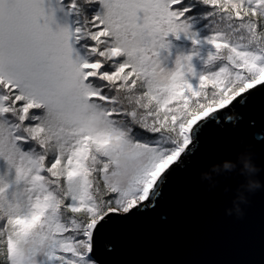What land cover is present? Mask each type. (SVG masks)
<instances>
[{
  "label": "snow or ice",
  "instance_id": "6c2138e0",
  "mask_svg": "<svg viewBox=\"0 0 264 264\" xmlns=\"http://www.w3.org/2000/svg\"><path fill=\"white\" fill-rule=\"evenodd\" d=\"M98 2L93 62L72 59L43 0H8L0 21V264H112L113 225L156 212L208 129L264 118V0H202L214 53L197 88L192 55L161 61L170 34L200 43L184 0ZM126 29L144 40L134 56Z\"/></svg>",
  "mask_w": 264,
  "mask_h": 264
},
{
  "label": "water",
  "instance_id": "95a60500",
  "mask_svg": "<svg viewBox=\"0 0 264 264\" xmlns=\"http://www.w3.org/2000/svg\"><path fill=\"white\" fill-rule=\"evenodd\" d=\"M255 127L245 120L229 130L210 128L202 138L200 151L184 170H178L154 213L113 225L117 252L112 264H264V189L248 195L241 205L244 216H227L236 190L245 178L238 173L217 177L209 190L201 173L251 148L256 179L264 184V118L254 117ZM243 143H240V142ZM225 188L229 191L225 192Z\"/></svg>",
  "mask_w": 264,
  "mask_h": 264
},
{
  "label": "trees",
  "instance_id": "16d2710c",
  "mask_svg": "<svg viewBox=\"0 0 264 264\" xmlns=\"http://www.w3.org/2000/svg\"><path fill=\"white\" fill-rule=\"evenodd\" d=\"M75 5V7H73ZM44 7L48 9L58 10L57 19L52 20V28L55 31L67 28L69 32L74 35L69 40L73 49L72 59L81 61L93 62L97 59L92 55L90 50L95 47V42L90 39V35L83 36L84 31L94 34L96 29L93 26L95 17L103 14L102 5L95 0L91 4H85L84 0H44ZM188 8V11L183 20L190 25L189 31L195 33V38L200 41L198 45H194L190 36H185L183 33L179 34V39L174 35H169L166 42L170 45L167 51L162 53L172 54L177 57L192 55V67L195 75L186 74L185 79L197 88L199 85V78L202 74L207 73L205 61L210 53H214V49L206 41L212 36V24L209 19L211 11L210 6L203 4L202 0H184L181 7ZM175 10V9H174ZM141 17L143 14H139ZM80 29V35L77 36L76 30ZM195 53H199L195 55Z\"/></svg>",
  "mask_w": 264,
  "mask_h": 264
},
{
  "label": "clouds",
  "instance_id": "9594fccd",
  "mask_svg": "<svg viewBox=\"0 0 264 264\" xmlns=\"http://www.w3.org/2000/svg\"><path fill=\"white\" fill-rule=\"evenodd\" d=\"M95 0H84L85 4H91ZM9 9L8 0H0V21L7 18ZM264 37V33L260 34ZM255 43V41H252ZM117 46L121 49L122 53L127 56H134L143 50L144 40L142 36L132 29H126L121 32ZM106 56L110 58L111 53H106ZM240 143H243L242 141ZM261 172V168L257 167L253 161V153L251 148L245 149V151L238 153L235 161L224 160L220 163L212 165L208 171L202 172L200 179L202 182H207L209 190L214 189L217 186V177L226 176L231 173H238L245 178V182L240 184L236 190L235 199L232 201V207L226 209L225 214L227 216H235L242 219L244 211L241 205H248L249 199L246 194H253L257 191L264 189V184L260 180L256 179ZM229 191L225 188V192Z\"/></svg>",
  "mask_w": 264,
  "mask_h": 264
},
{
  "label": "rangeland",
  "instance_id": "374dc122",
  "mask_svg": "<svg viewBox=\"0 0 264 264\" xmlns=\"http://www.w3.org/2000/svg\"><path fill=\"white\" fill-rule=\"evenodd\" d=\"M43 7H44V0H43ZM45 10V16H51L52 20L54 19V21L57 19L56 17L58 16V10L56 9H48L47 7H44ZM52 20L49 24V27L51 28L52 31ZM42 24L45 22L44 20L40 21ZM178 57L172 54H167V53H162L161 54V61H162V67H164L166 70L168 71H174L176 68V59Z\"/></svg>",
  "mask_w": 264,
  "mask_h": 264
}]
</instances>
